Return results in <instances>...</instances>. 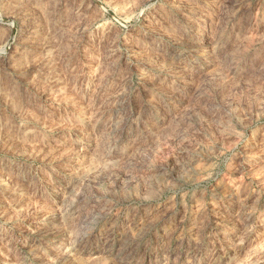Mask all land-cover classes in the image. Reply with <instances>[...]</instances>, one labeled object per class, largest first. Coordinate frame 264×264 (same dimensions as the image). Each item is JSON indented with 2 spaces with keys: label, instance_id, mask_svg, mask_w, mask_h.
<instances>
[{
  "label": "rangeland",
  "instance_id": "374dc122",
  "mask_svg": "<svg viewBox=\"0 0 264 264\" xmlns=\"http://www.w3.org/2000/svg\"><path fill=\"white\" fill-rule=\"evenodd\" d=\"M0 264H264V0H0Z\"/></svg>",
  "mask_w": 264,
  "mask_h": 264
},
{
  "label": "bare ground",
  "instance_id": "6f19581e",
  "mask_svg": "<svg viewBox=\"0 0 264 264\" xmlns=\"http://www.w3.org/2000/svg\"><path fill=\"white\" fill-rule=\"evenodd\" d=\"M38 30V29H37ZM9 178V177H8ZM2 185H4V191L5 190H7V191H11V182H9V181H5V183L4 184H2ZM45 231V230H44ZM47 233H48V231H47ZM127 246L128 245H126V244H123L122 246H121V250H120V252L117 254V257H119L120 259H127V255L124 253L125 252V250L127 249ZM125 254V255H124ZM133 256V255H132Z\"/></svg>",
  "mask_w": 264,
  "mask_h": 264
}]
</instances>
